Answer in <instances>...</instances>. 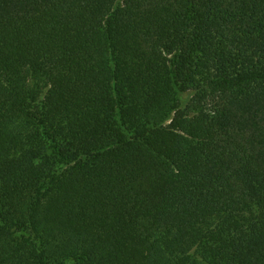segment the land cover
<instances>
[{
    "label": "trees",
    "instance_id": "trees-1",
    "mask_svg": "<svg viewBox=\"0 0 264 264\" xmlns=\"http://www.w3.org/2000/svg\"><path fill=\"white\" fill-rule=\"evenodd\" d=\"M0 264H264V0H0Z\"/></svg>",
    "mask_w": 264,
    "mask_h": 264
}]
</instances>
